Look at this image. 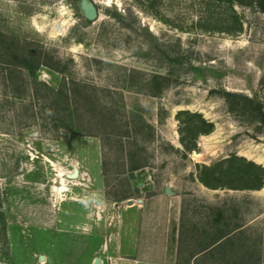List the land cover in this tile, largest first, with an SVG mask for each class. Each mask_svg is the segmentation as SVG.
Returning <instances> with one entry per match:
<instances>
[{"label": "rangeland", "instance_id": "374dc122", "mask_svg": "<svg viewBox=\"0 0 264 264\" xmlns=\"http://www.w3.org/2000/svg\"><path fill=\"white\" fill-rule=\"evenodd\" d=\"M257 5L0 0V264H33L51 240L64 238L56 139L82 131L101 136L112 165L149 162L159 175L179 176L195 248L217 236L201 264H264V182L207 190L194 177L256 185L264 172L256 158L264 152ZM124 96L131 105L153 96L157 120L125 107ZM200 115L211 121L209 132L199 133ZM115 177L107 194H125L126 180Z\"/></svg>", "mask_w": 264, "mask_h": 264}, {"label": "crops", "instance_id": "0c3cea01", "mask_svg": "<svg viewBox=\"0 0 264 264\" xmlns=\"http://www.w3.org/2000/svg\"><path fill=\"white\" fill-rule=\"evenodd\" d=\"M146 121L157 120V100L152 97L130 104ZM60 160L54 178L66 185L64 238L51 240L37 253L33 264H201L213 241L195 248L193 221L189 218L174 173L159 175L149 162H107L100 135L64 132L56 139ZM108 160H111L108 157ZM128 184L127 192L107 194L111 176ZM200 187L212 188L199 182ZM189 233L191 235H189Z\"/></svg>", "mask_w": 264, "mask_h": 264}, {"label": "trees", "instance_id": "16d2710c", "mask_svg": "<svg viewBox=\"0 0 264 264\" xmlns=\"http://www.w3.org/2000/svg\"><path fill=\"white\" fill-rule=\"evenodd\" d=\"M257 7L261 10V11H264V0H258V5ZM224 94L226 96H232V97H242L243 99L245 100H250L251 98L246 96V95H241V94H238L236 92H233V91H229V90H224ZM199 114V113H198ZM200 120L202 121L203 125H205V128L204 129H200L199 130V133H205V132H209L211 129H212V123L211 121L209 120H206L205 118H203L202 115H200ZM201 131V132H200ZM227 157H230V158H234V157H237L236 154H232L231 156H227ZM224 158L226 157H222L221 159H218V161H222ZM254 163V162H252ZM255 164V163H254ZM263 169V168H262ZM199 180L206 186L208 187H211V188H217V187H226L227 189H245V188H259L263 182H264V172L262 173V176H261V179H260V182L257 183L256 185H245V184H239V183H216L215 185H211L209 184L206 180L202 179V178H199Z\"/></svg>", "mask_w": 264, "mask_h": 264}, {"label": "bare ground", "instance_id": "6f19581e", "mask_svg": "<svg viewBox=\"0 0 264 264\" xmlns=\"http://www.w3.org/2000/svg\"><path fill=\"white\" fill-rule=\"evenodd\" d=\"M252 152V151H251ZM256 156V155H254ZM253 158V157H252ZM255 158V157H254ZM258 160H262V162L264 163V152L263 153H260L257 155L256 157ZM255 160V159H254ZM258 162V161H257Z\"/></svg>", "mask_w": 264, "mask_h": 264}, {"label": "water", "instance_id": "95a60500", "mask_svg": "<svg viewBox=\"0 0 264 264\" xmlns=\"http://www.w3.org/2000/svg\"><path fill=\"white\" fill-rule=\"evenodd\" d=\"M258 154H260V153H258Z\"/></svg>", "mask_w": 264, "mask_h": 264}]
</instances>
